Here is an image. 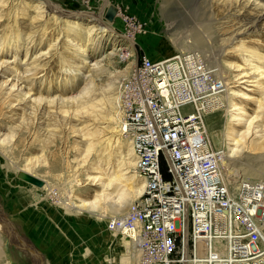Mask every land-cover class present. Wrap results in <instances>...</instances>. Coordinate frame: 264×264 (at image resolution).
Here are the masks:
<instances>
[{
	"label": "rangeland",
	"instance_id": "obj_1",
	"mask_svg": "<svg viewBox=\"0 0 264 264\" xmlns=\"http://www.w3.org/2000/svg\"><path fill=\"white\" fill-rule=\"evenodd\" d=\"M48 3L74 14L60 19ZM257 4L264 0H0V264L132 263L130 243L106 228L113 214L104 199L99 218L65 198L93 200L102 181L92 179L117 170L119 154L131 159L130 140L118 124L121 136L113 134L107 118L143 54L168 57L181 44L203 52L226 102L206 116L215 144L227 152V132L247 131L230 122L229 104L251 118L227 177H244L240 162L264 180V12ZM84 13L102 17L111 31L76 29ZM128 196L130 208L136 197Z\"/></svg>",
	"mask_w": 264,
	"mask_h": 264
},
{
	"label": "built area",
	"instance_id": "obj_2",
	"mask_svg": "<svg viewBox=\"0 0 264 264\" xmlns=\"http://www.w3.org/2000/svg\"><path fill=\"white\" fill-rule=\"evenodd\" d=\"M222 91L200 50L139 57L118 128L136 140L146 193L106 219L131 264H264V180L230 181L206 127Z\"/></svg>",
	"mask_w": 264,
	"mask_h": 264
},
{
	"label": "bare ground",
	"instance_id": "obj_3",
	"mask_svg": "<svg viewBox=\"0 0 264 264\" xmlns=\"http://www.w3.org/2000/svg\"><path fill=\"white\" fill-rule=\"evenodd\" d=\"M40 3H41V1H40ZM40 3H38V4L39 5L43 4V3H41V4ZM257 6L260 7L262 12H264V5L261 6V5L257 4ZM44 7H46V9H48L49 12L56 11L57 15L59 14L58 17H60V19H61V17H70L69 15L74 14V13L70 14L69 12L64 11L63 9H61L60 7H57L56 5H54L52 3H48ZM85 15H87V17H90V18L88 19ZM54 16H56V15H54ZM81 17H83V18H80L81 20H77V19L74 20V23L77 25L76 29H78L81 32L84 30H86V31L92 30V31H95L97 34H102V35L106 34L107 35V33L111 31V29H109L108 25L105 23V21L100 16H96V15L91 14V13H87V14L84 13V15H82ZM67 21L70 22L72 20H67ZM255 22H256L255 20H252V21L245 23L243 26H241V28L236 30V34L241 35V33H243V32L245 33V31L248 30L247 28L250 27L249 24L253 25V24H255ZM224 23H226V22H224ZM234 39H235V37H234ZM176 48H177V52H184V51H187L188 49H190L191 47H189L188 44H181V45H177ZM135 73H137V66L134 68L133 72L131 73L132 76L129 75L126 79L127 81H124V83L120 84L121 90L118 92V96H117L116 101H115V105L113 108L114 114L110 118H107V119H109L108 120L109 124L114 125V128H112L113 134L120 135V133H121L120 130H119L120 133L118 132L117 127H116V125L119 123V117H120V111H119L118 107H121L125 103V99L128 95V91L130 89V84L133 82ZM222 97H223V95H221L219 98V104L220 105L217 108H215V110L211 113H214V112L218 111L219 109H223L225 107L226 102H223V99H221ZM245 99L253 100V98H251V97H247ZM227 113L230 114V117H231L230 122L237 123V124H243L246 127V130L247 131L249 130L248 127L251 125L250 124L251 118H249L247 116V114L245 113L244 109L241 106H238L236 104H229V111ZM65 114H66V112H65ZM206 127L208 128L207 124H206ZM247 131H243V132L239 133V132H235L234 130L231 129V131L227 132V136H228L227 140L230 143H228V151L227 152L223 151V156H224L223 161H224V171L228 177H229L228 174L232 172V171H229V168H230L229 165L232 164L231 159L235 156V154L238 155L237 152H239L240 149H238L237 146L239 145V142L241 141L245 132L247 134ZM214 132L215 131L210 132V134H211V137L214 140V142L217 143L219 140H215V138L213 137ZM122 136H123V134H122ZM125 139L130 140V142L132 144L130 149H129L131 159H128L126 157V155L119 154L118 155L119 161H118V164L116 165L117 170H116V167L114 166V171L109 173L108 176H106V174H105L106 178L102 177V176L99 177L100 176L99 175V176L94 177L92 179L93 181H96L97 183L102 181L101 184H99L101 186V190L95 194L93 200H91V201L81 200V201H79V203H75L74 197L70 192L65 198L67 205H69L71 208H77V209H80V208L84 209V207H88L91 212L95 213L96 215H99V218H103L105 216L102 215L101 213H99L101 206L103 205V204L101 205L100 199L105 200V203L107 204V208L109 209L110 213H112L113 215L114 214L117 215L129 207L128 205L130 203V199H129L128 193H133L134 197H136V198L139 197L142 193H146V184H143V175L138 174L137 170L135 168V162H136L135 152L137 153V158H138V152L136 150V140L135 139H128V138H125ZM104 142L107 143V145H109L111 143V139L104 140ZM235 145H236V147H234ZM236 162L238 163L239 161H236ZM109 164H111V163L109 162ZM239 164H241V166L243 168V172H244V177L242 176V178H245V179L250 178L251 180H254L255 177H253V176L249 177V175H248L249 173L247 170V164L246 163L242 164L240 162H239ZM128 169L131 170L130 172H133L134 174H136L133 176H137L138 178L141 179L139 184H137V185L132 184L130 181L131 179L125 177L129 173V171H127ZM250 175H252V174H250ZM236 180H237V178L230 179V181H233V182H235ZM122 183H125L123 185V188H125V189H122V187L119 186ZM134 203L131 205L132 208H135ZM102 208H104V207H102ZM129 246H130L131 250H129L127 253H128V257H130V259L133 262L136 258V253H135V249L131 245H129Z\"/></svg>",
	"mask_w": 264,
	"mask_h": 264
},
{
	"label": "water",
	"instance_id": "obj_4",
	"mask_svg": "<svg viewBox=\"0 0 264 264\" xmlns=\"http://www.w3.org/2000/svg\"><path fill=\"white\" fill-rule=\"evenodd\" d=\"M107 18H108L109 20L112 19L110 15H108Z\"/></svg>",
	"mask_w": 264,
	"mask_h": 264
}]
</instances>
